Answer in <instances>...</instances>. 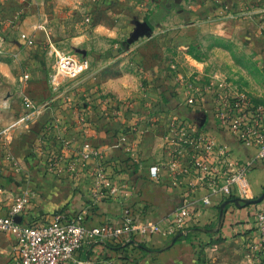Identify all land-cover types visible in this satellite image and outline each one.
Instances as JSON below:
<instances>
[{"label":"crops","instance_id":"1","mask_svg":"<svg viewBox=\"0 0 264 264\" xmlns=\"http://www.w3.org/2000/svg\"><path fill=\"white\" fill-rule=\"evenodd\" d=\"M83 1L41 0L40 9L59 14L56 26L68 29L71 42L101 48L109 40H114L116 45L125 41L134 24L129 22L128 27L126 16L137 20L135 23L146 33L135 38V45L142 46L134 53L142 73L127 75L126 69L110 65L109 53L97 52L88 57V74L85 72L77 81L90 75L93 78L90 83L71 86L68 91L64 89L66 92H60L53 105L42 110L33 123L25 126L21 120L7 126L0 120V146L2 141L7 142L19 166L15 174L4 168L0 150V182L4 178L11 182L9 186H14L12 191L5 185L0 186V214L6 212L18 193L30 196L25 222L59 211H83L88 228L119 223L127 207L135 218L166 227L178 208L191 207L196 214L188 220L187 234L176 241L151 232L134 236L128 244L96 238L83 244L72 264H248L251 256L246 255L247 248L240 246V242L254 236L255 213L264 207V160L257 157L255 148L242 144L221 125L216 114V94L220 93L216 88L220 86L190 90L175 84L170 70L166 71L161 64V60H171L172 54L162 47L156 51L154 46H188L193 42L200 45L207 34H212L214 60L215 57L232 60L231 52L216 47L217 39L229 40L230 47H235L240 29H244L253 35L256 50L253 55L261 65L264 78V0H179V5L170 6L153 0V4L134 9L128 8L125 0L97 3L92 0L91 4L86 1L92 13V24L81 28L72 22V13ZM224 14L234 15L235 19ZM48 28L43 25L39 30L44 34L48 33ZM0 71L3 74L7 71L1 61ZM216 72L222 74L221 69ZM24 73L29 79L17 91L20 96H26L35 104L53 97L48 83L39 79L34 69ZM143 75L144 86L141 84ZM97 89L109 103L97 99ZM250 89L246 91L250 93ZM228 93L236 96L234 91ZM255 95L253 100L264 104V85ZM65 97L85 107L88 124L84 130L79 126L77 115L66 106ZM188 97L194 98V105L187 104ZM84 100L87 103L83 104ZM180 123L186 124L191 132L198 130L213 136L223 153L219 157L221 161L252 160L245 193L228 198L210 195L193 174L178 175L170 169L172 153L178 149L175 126ZM61 137L77 150L70 158L78 156L83 141L98 152L87 161L89 175L80 174L78 170L70 172L65 166L61 172L47 168L41 150L45 151L56 143L52 141L54 138ZM136 142L138 147L134 148ZM181 157L183 162L187 161L186 154ZM100 163L115 164L112 182L120 189L119 196L99 194L94 174ZM153 166L160 167L157 179L150 176ZM207 196L210 203L204 205L202 201ZM1 240L10 244L9 247L13 245L9 237L0 235Z\"/></svg>","mask_w":264,"mask_h":264},{"label":"built area","instance_id":"2","mask_svg":"<svg viewBox=\"0 0 264 264\" xmlns=\"http://www.w3.org/2000/svg\"><path fill=\"white\" fill-rule=\"evenodd\" d=\"M90 23V18H85ZM27 45H33V40L21 35ZM90 64L87 59L77 58L69 54H61L56 60V77L76 79L87 72ZM25 79L28 74H24ZM216 114L223 127H226L245 146L256 149L257 157L264 160V104L255 102L247 96H233L224 88L217 87ZM188 105H194V98L186 99ZM51 105L50 100L45 102ZM44 105L35 104L26 96H22L21 120L25 126L33 123L42 111ZM79 126L84 130L88 122L82 113L78 116ZM178 135L175 149L171 156L170 169L179 174H193L196 180L209 190L210 195L220 194L222 197L245 193L248 188V176L253 167L252 160L221 161V148L215 138L207 133L188 130L186 124L175 126ZM56 143L45 151L41 150L48 169L61 172L65 166L71 172L78 170L80 174L89 175L87 161L98 152L90 143L83 141L77 157H71L73 150L65 138H54ZM0 146L3 167L13 174L19 171L18 163L9 152L7 142ZM138 147V142L133 146ZM182 154H186L183 162ZM138 163V160H135ZM64 164V165H63ZM106 166V167H105ZM115 164L100 163L94 176L97 179L99 194L103 197L119 196L120 189L112 182ZM159 166L150 168V176L158 178ZM203 204L210 203V196L203 199ZM30 204L28 193H18L13 197L5 213L0 214V235L12 240L13 264H72L75 254L87 240L101 238L113 242H129L134 236H144L156 233L172 238L178 234H187V224L196 211L191 207H180L171 214L166 227L153 224L141 218H135L130 207L122 212L117 224L104 223L88 228L85 225V212L71 213L59 211L42 219L31 222L24 221L26 208ZM255 234L240 242L247 248L251 260L248 264H264V207L255 213ZM245 241H247L245 243Z\"/></svg>","mask_w":264,"mask_h":264},{"label":"rangeland","instance_id":"3","mask_svg":"<svg viewBox=\"0 0 264 264\" xmlns=\"http://www.w3.org/2000/svg\"><path fill=\"white\" fill-rule=\"evenodd\" d=\"M86 1L89 4L92 3V0H84L78 3L79 7L75 13H72L74 19L72 22L80 27L82 26L81 28L92 24V13L86 5ZM93 1L97 3L100 0ZM40 2L41 0H0V61L7 66L5 74L0 71V120L7 126L17 124L16 122L21 123L22 109L20 107L22 96L17 91L24 87L27 83L25 81L29 79V75L27 79L24 77L25 70L34 69L35 73L40 76L39 79L48 83L53 92V97L49 99L52 105L54 100H57L56 98H58L60 92H66L64 89L68 91L71 86H84L90 83V79H93L90 75L77 82L83 77V74L74 80L62 77L55 79L56 60L61 54H69L88 60L89 56L105 51L111 56L110 65L117 66L119 69H126L127 75L139 71L142 73L143 70L139 68L140 62L134 59L135 51L142 47L141 45H135V38L138 35L143 36L146 34L135 23L137 20L129 16L124 18L127 25L129 22L134 24H132L131 31L125 41L123 40L119 45H116L114 40V42L109 40L104 48L94 45L90 46L82 44V42H71V34L68 29H60L56 26L58 24L56 19H59V14L56 16L53 11L40 9L42 6ZM125 3L128 8L134 9L135 7L141 8V6L153 4L154 2L153 0L152 2L149 0H125ZM160 3L166 6L179 5V0L174 2L161 0ZM224 15H219L218 17ZM87 17L90 18V23L85 22ZM227 17L235 19L234 15ZM43 25L46 28L47 26L49 27L48 33L43 34L39 30V27ZM128 27L130 26L128 25ZM245 32L246 30L240 29L238 44L232 48L229 40L225 41L224 38L222 40L217 39L218 45L216 47L228 53L231 52L232 60L227 59L225 61L221 60L220 57H215L217 59L214 60V39L211 37L212 34H207L203 44L200 45L195 42L188 46L160 44L161 46H154V49L158 51L162 47L163 51L172 54L171 60L164 61L161 60L162 58L160 60L163 69H166V71L170 70L175 84L190 90L197 89L200 86H221L228 91H234L237 96H247L255 100V94L259 93V87L264 85V78L261 74V65L257 57L253 55V52L256 51L252 43L254 41L252 39L253 35ZM24 33L36 40L33 45H27L23 42L21 35ZM240 33L244 35H240ZM219 60L221 62L220 65L218 64ZM197 67L199 68L198 71L196 70ZM217 69H221L222 74L216 72ZM136 76L139 77V74ZM144 78L143 75L141 79L143 86L145 85ZM246 88H251L250 93L246 91ZM97 92V99L100 101L103 99L105 103H109L104 96L102 97L99 90ZM45 102L38 103L44 105L42 110L49 107ZM64 102L68 109L77 115V118L82 113L88 122L87 113L83 105L74 104L72 100H67L66 97ZM85 103H87V100H84L83 104ZM5 107L6 109L4 110ZM2 179L1 182L3 183L0 182V186L5 185L8 187L7 189L12 191L14 189L13 184L9 186L8 184L11 182L4 181V178ZM9 245L4 240L0 241V264H13V248L12 246L9 247Z\"/></svg>","mask_w":264,"mask_h":264},{"label":"trees","instance_id":"4","mask_svg":"<svg viewBox=\"0 0 264 264\" xmlns=\"http://www.w3.org/2000/svg\"><path fill=\"white\" fill-rule=\"evenodd\" d=\"M139 218H141V217H139ZM182 236L180 235V234H178V235H176V236H174V237H172V240H178V239H180ZM129 242H126V244H128ZM139 247H142V246H139ZM142 249H143V247H142Z\"/></svg>","mask_w":264,"mask_h":264}]
</instances>
